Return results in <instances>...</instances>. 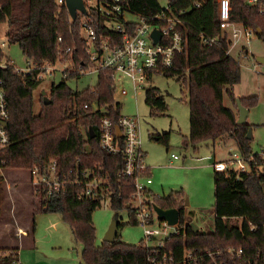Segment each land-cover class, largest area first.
<instances>
[{"label":"trees","instance_id":"obj_1","mask_svg":"<svg viewBox=\"0 0 264 264\" xmlns=\"http://www.w3.org/2000/svg\"><path fill=\"white\" fill-rule=\"evenodd\" d=\"M104 1V0H101ZM198 7H195V5ZM231 24L252 31L264 41V0L250 5L247 0H229ZM171 17L180 20L179 29L184 39V50L176 54L173 65L167 70H154L152 74L173 78L187 93L189 108V144L195 147L202 142L225 143L231 140L242 156L252 155L256 165L247 173L236 176L234 172L213 174L214 221L213 230L194 232L192 220L185 221L184 203L178 193L164 199L151 200L146 190L150 211L154 206L163 210L179 212V233L164 241L161 253H172L179 259L184 249H242V260L231 264H254L256 254L264 253V169L257 153L250 149L246 139L250 126L238 125L236 113L223 104L224 96L232 103L236 98L233 87L240 81V65L229 55L231 41L226 32L220 31L216 0H168ZM128 11L149 19L158 15L163 8L158 0H129ZM85 19L91 23L100 41H111L113 47L120 45V35L107 27L110 21L100 17L89 8ZM83 17L77 14L71 20L65 7L56 0H0V24L7 27L8 44L17 45L27 61L36 65L54 66L59 60L73 65L62 71L61 81L49 91L50 104L44 106L39 100L35 113L32 92L41 81L32 75L14 71L6 62L0 71V83L6 96L9 119L6 131L8 147L0 153V168L31 170L43 168L55 162L60 174L70 177L89 171L99 174L111 187L110 202L115 212L125 211L131 224L138 223L136 210L130 209V196L134 192L132 181L118 177L122 157L108 155L98 141L102 115L92 106L108 108L111 121L116 123L120 105L114 103L112 73L98 71L97 84L93 89L80 92L68 87V80H77L94 66L84 53L85 44L81 34ZM122 22V20H119ZM216 38V43H205V39ZM60 39V42L58 41ZM4 55L0 50V62ZM241 106L250 110L255 97L238 99ZM144 102L151 112L164 114L167 105L157 88L144 92ZM87 106L85 109L84 106ZM89 130L93 137H90ZM155 141L167 146L169 133L157 134ZM147 178V171L142 178ZM78 188H69L63 196L38 199L31 203V223L25 236L34 233V217L37 213H56L68 226L76 243L82 246L81 264H148L155 257L152 249L141 244L129 245L120 242L117 234L112 244L96 245L94 211L101 206L99 201L80 200ZM253 227L254 230H250ZM121 225L118 224V231ZM9 255L0 256V264L17 262L18 247L8 250Z\"/></svg>","mask_w":264,"mask_h":264},{"label":"rangeland","instance_id":"obj_2","mask_svg":"<svg viewBox=\"0 0 264 264\" xmlns=\"http://www.w3.org/2000/svg\"><path fill=\"white\" fill-rule=\"evenodd\" d=\"M162 8L168 0H158ZM127 19L134 20L132 16ZM111 25V24H109ZM7 27L0 24V50L9 66L18 71L27 68L28 61L17 45H10L6 39ZM4 44V46H1ZM229 55L240 65V81L233 87L236 99L255 97V104L249 110L246 124L250 126V149L259 153L264 146V41L254 34L246 37L241 34L232 40ZM73 65L59 60L52 70V75L45 77L32 92L35 113L39 108L41 93L49 98L52 85L61 81L62 71ZM96 72L83 73L77 80H68L67 85L73 91L93 89L97 84ZM114 103L120 105L119 115L134 117L139 121L141 150L145 154L144 164L151 185L146 186L151 200L164 199L175 193L187 201L185 221L192 220L202 232L213 230L214 221V184L213 162L228 159L229 153H238L231 140L225 143L216 141L202 142L192 147L189 144V108L186 103L187 93L173 78L152 74L144 85L135 90L132 81L117 74L114 77ZM148 88H157L167 105L164 114L151 112L144 102V92ZM125 91V95L121 94ZM223 104L238 116L235 103L224 96ZM169 133L167 146L155 141L157 134ZM177 157L176 160L171 158ZM146 173V172H145ZM28 170L5 168L0 170V256L9 255L8 250L18 247L20 264H81L82 246L76 243L68 226L56 213H37L34 217V233L21 241L25 231L21 228L31 223V203L38 201L34 197ZM135 201L131 199L130 209ZM95 227L96 245H101L113 222L121 225L118 231L120 242L129 245L144 243L143 228L140 224H131L125 211L115 212L108 201H103L92 215ZM162 223L154 219L153 228ZM174 231L170 227L169 232ZM151 244V243H150Z\"/></svg>","mask_w":264,"mask_h":264},{"label":"built area","instance_id":"obj_3","mask_svg":"<svg viewBox=\"0 0 264 264\" xmlns=\"http://www.w3.org/2000/svg\"><path fill=\"white\" fill-rule=\"evenodd\" d=\"M82 2L86 13L89 8H93L100 17L110 21L107 23L110 31L120 35V45L113 47L111 41L110 47V42L97 39V34L91 23L84 20L86 16L80 14L83 17L80 25L85 44L83 50L94 66L87 71L89 73L92 71L98 73L100 70L110 71L113 82L117 74L128 77L137 90L147 81L148 72L170 69L175 55L184 50V39L179 29L181 22L178 18L167 14L168 5L158 15L144 19L139 15L129 13V0H82ZM216 2L220 31L227 33L231 43L241 34L246 37L254 34L252 31L244 30L239 25L229 22V0H216ZM256 2L257 0H247L250 5H255ZM56 4L64 6V0H56ZM195 7L198 5L196 4ZM127 16H132L134 20L127 19ZM153 31H158L160 34V40L156 43H153L151 38ZM58 41L60 42V39ZM205 43H216V38L205 39ZM27 63V68L24 71H18L13 67L14 71L26 76L32 75L39 81H44L45 77L49 78L54 72L49 64L36 65L31 61ZM5 66V60L1 61L0 71ZM121 94L125 95V91H121ZM84 108L86 109L87 106L85 105ZM92 109L102 115L98 135L99 147L110 156L119 154L122 157V167L117 175L132 181L134 192L130 199L135 201L136 217L144 233V243L141 246L154 250L155 255L148 260V264H231V262L242 260L244 252L240 248L200 249L197 251L184 249L179 259L175 258L172 253H161L164 241L177 235L179 230L177 224L173 226L174 231L169 232L170 226L164 222H161L162 224L158 228L152 227L154 219L157 217L153 208L150 211L148 204L151 203V200L146 195V186L151 185V180L146 179L145 184H140L147 168L144 164L145 154L141 150L139 121L134 117L120 116L117 122L113 123L110 118L111 111L108 108H98L93 105ZM8 119L6 96L0 83V153L9 145V137L6 131ZM257 155L261 164L259 168L264 169V146ZM171 158L177 159L175 155H172ZM255 165L256 160L252 155L242 156L238 152L229 153L227 161L216 162L213 164V168L216 173L234 172L236 176H239L241 173L249 172ZM28 173L30 176L29 184L37 200L63 196L69 188H78L77 197L80 200L110 202L111 187L99 174L94 175L89 171H82L79 175L70 177L69 175L72 174L70 170L68 175H63L57 171L54 161L43 168L35 166ZM250 230L252 231L254 228L251 227ZM253 262L254 264H264V253L258 252ZM13 264H19V262Z\"/></svg>","mask_w":264,"mask_h":264},{"label":"water","instance_id":"obj_4","mask_svg":"<svg viewBox=\"0 0 264 264\" xmlns=\"http://www.w3.org/2000/svg\"><path fill=\"white\" fill-rule=\"evenodd\" d=\"M64 7L70 17L71 20H75L77 17V14H81L83 16L86 15V9L83 5L82 0H64ZM260 32L258 31L255 33V35H259ZM151 38L153 39V43H156L160 40V34L158 31H153L151 34ZM257 61L259 63H263V58H257ZM42 96V104L44 106H47L50 104L49 98L45 95V93H41ZM236 108L238 112L237 121L236 123L238 125H245L246 119L249 114V110L241 106L240 101L236 100ZM90 137H93V133L91 130H89ZM250 130L248 131V134L246 136V139H250ZM187 201L184 203V207L187 206ZM153 212L155 213L157 220L160 222L166 223L168 226L173 227L176 226L179 223L180 215L179 212L175 209L172 210H163L157 206L153 207ZM190 227L193 228L194 232H197L199 228L195 226L194 224H190ZM118 234V223L113 222L103 240V243L112 244L116 240Z\"/></svg>","mask_w":264,"mask_h":264},{"label":"crops","instance_id":"obj_5","mask_svg":"<svg viewBox=\"0 0 264 264\" xmlns=\"http://www.w3.org/2000/svg\"><path fill=\"white\" fill-rule=\"evenodd\" d=\"M41 82H42V81H41ZM45 95H46V94H45ZM46 96H47V95H46ZM40 98H41V102H42V96H41V95H40ZM39 100H40V99H39ZM144 159H145V158H144ZM225 161H227L226 158H225V159H222V160L215 161V162H213V164L216 163V162H225ZM147 175H148V173H147ZM26 224L28 225V223H25L24 226H22V228H21L23 231H26V229H27V227H28ZM26 237H27V236H22V237H21V241H23V239L26 238ZM17 253H18V252H17ZM17 260H18V262H19V258H18V256H17ZM19 264H20V262H19Z\"/></svg>","mask_w":264,"mask_h":264}]
</instances>
